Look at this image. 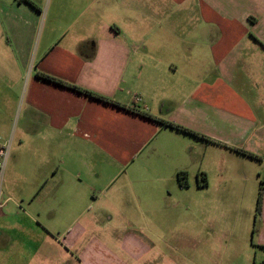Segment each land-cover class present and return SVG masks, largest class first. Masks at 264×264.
<instances>
[{"label":"crops","instance_id":"0c3cea01","mask_svg":"<svg viewBox=\"0 0 264 264\" xmlns=\"http://www.w3.org/2000/svg\"><path fill=\"white\" fill-rule=\"evenodd\" d=\"M0 143L6 177L32 176L28 197L2 187L0 264L212 256L198 219L165 214L166 194L190 188L202 149L264 160V0H0ZM262 200L230 264H264Z\"/></svg>","mask_w":264,"mask_h":264},{"label":"rangeland","instance_id":"374dc122","mask_svg":"<svg viewBox=\"0 0 264 264\" xmlns=\"http://www.w3.org/2000/svg\"><path fill=\"white\" fill-rule=\"evenodd\" d=\"M208 150L206 155L204 149L196 154L191 171L193 176L188 177L190 188L173 191V195L170 197L166 194L170 203L165 204V206H169L165 208V214H173L174 217L177 214L180 218L193 217L198 219V227H202L200 233L209 235L212 239V247L210 248L213 253L212 256H209L207 252H210V248H204L207 254L204 256V253L198 251L192 253L185 246L180 249L181 262L176 260L179 264L182 262L189 264L188 260L193 264H230L239 260L236 258L237 252L232 250L236 238L231 237V235L237 237L245 235L248 241L251 239V228L254 223L260 182L264 183V160L257 161L243 155H236L241 154L237 151L221 153L214 146L209 147ZM218 154L225 155L220 156ZM5 170L2 187L5 186L12 192L5 194L4 199L11 197L13 201H16L20 197H28L32 176L27 171H22L19 174L6 177ZM202 170L208 173L206 178L209 181V188L199 190L196 179L201 183L204 174L199 173H203ZM256 193L255 200H250ZM259 218L260 216L257 222ZM222 235H228V237H224L222 243H217L215 240ZM169 239H173L172 235H165L164 242H162L165 251H167L166 243H169Z\"/></svg>","mask_w":264,"mask_h":264},{"label":"trees","instance_id":"16d2710c","mask_svg":"<svg viewBox=\"0 0 264 264\" xmlns=\"http://www.w3.org/2000/svg\"><path fill=\"white\" fill-rule=\"evenodd\" d=\"M45 79H49L50 77L49 76H46V75H42ZM78 89V91L82 92V93H85L91 97H94L95 99H98L100 101H103L105 103H112L114 104L115 102H113L112 100L108 99V98H105L103 96H100V95H97V94H94V93H91L89 91H86V90H83V89H79V88H76ZM114 105H117L120 107L119 104H114ZM141 115L146 118V119H149V120H152V121H155L157 123H160V124H163V125H166L167 127L169 128H172L174 130H177L179 132H183L185 134H188V135H191V136H194L196 138H200V139H203L205 141H209L207 140L204 136H201L199 135L198 133L196 132H193L189 129H186L182 126H179V125H175V124H172L170 122H167V121H164V120H160V119H156L155 117H153L152 115H150L149 113H141ZM237 151L238 153H241L251 159H254V160H261L260 157L252 154V153H249V152H246V151H243V150H235ZM177 181L180 185V187L182 188H187L188 187V183H187V177H186V174L184 172H180L177 174ZM208 185V182H207V178L205 176H203L202 178V182L199 183V186L200 187H206ZM263 189H264V183L263 182H260V192L258 194V197H257V202H256V209H255V220H254V223L256 224L257 222V219L259 216H261V212H262V199H263ZM253 233H254V230H253Z\"/></svg>","mask_w":264,"mask_h":264},{"label":"built area","instance_id":"2783aa9c","mask_svg":"<svg viewBox=\"0 0 264 264\" xmlns=\"http://www.w3.org/2000/svg\"><path fill=\"white\" fill-rule=\"evenodd\" d=\"M9 145V143H0V210H2L6 203V201H4L2 197V182L7 158L9 155Z\"/></svg>","mask_w":264,"mask_h":264}]
</instances>
